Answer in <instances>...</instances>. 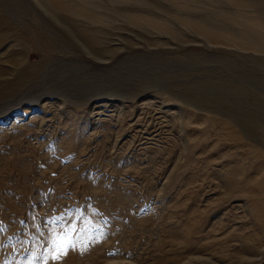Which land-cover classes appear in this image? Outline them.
<instances>
[{
	"label": "rangeland",
	"instance_id": "374dc122",
	"mask_svg": "<svg viewBox=\"0 0 264 264\" xmlns=\"http://www.w3.org/2000/svg\"><path fill=\"white\" fill-rule=\"evenodd\" d=\"M66 3L0 0V264H264V0Z\"/></svg>",
	"mask_w": 264,
	"mask_h": 264
},
{
	"label": "snow or ice",
	"instance_id": "6c2138e0",
	"mask_svg": "<svg viewBox=\"0 0 264 264\" xmlns=\"http://www.w3.org/2000/svg\"><path fill=\"white\" fill-rule=\"evenodd\" d=\"M76 230V226L72 225L62 234L53 233L52 238L49 241L51 247L48 250V254L45 256V261H47L48 256H51L53 260H59L69 249H74L76 241L73 237V233Z\"/></svg>",
	"mask_w": 264,
	"mask_h": 264
},
{
	"label": "bare ground",
	"instance_id": "6f19581e",
	"mask_svg": "<svg viewBox=\"0 0 264 264\" xmlns=\"http://www.w3.org/2000/svg\"><path fill=\"white\" fill-rule=\"evenodd\" d=\"M35 2V1H34ZM42 2V1H41ZM49 2L54 6V7H56L57 9H59V10H62V11H66L67 9V7H68V3H66L67 2V0H49ZM72 7V6H71ZM56 9V10H57ZM69 9V8H68ZM209 34H211L212 35V32H209ZM217 38V37H216ZM256 48V47H255ZM16 67V66H15ZM5 74V73H4ZM6 75V74H5ZM9 75H11V74H9ZM1 76V75H0ZM4 78V77H3Z\"/></svg>",
	"mask_w": 264,
	"mask_h": 264
}]
</instances>
